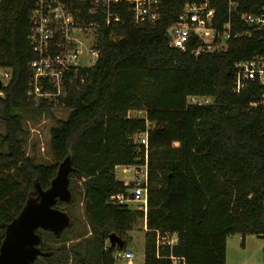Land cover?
Segmentation results:
<instances>
[{
	"label": "trees",
	"instance_id": "16d2710c",
	"mask_svg": "<svg viewBox=\"0 0 264 264\" xmlns=\"http://www.w3.org/2000/svg\"><path fill=\"white\" fill-rule=\"evenodd\" d=\"M36 1L0 0V68L11 71L0 96L5 126L0 134V245L7 225L36 195L38 186L50 187L67 157L73 167L69 175L73 202L81 181L92 237L73 247L52 246L48 237L65 240V231L57 236L39 229V246L48 256L38 257L34 264L40 258L68 264L70 256L74 264H116L113 252L125 249V238L139 219L146 225L144 264H174L172 256L185 264H226L228 237L241 234L244 244L247 235L264 236V106H251L260 99L263 86L251 81L234 91L235 63L262 52L259 37H232L226 50L195 55L194 43L181 50L171 47L167 36L186 0H162L161 17L153 23H136L123 0L113 9L119 20L109 26L101 9L94 14L88 2L64 0L80 10V21L99 24L100 55L95 65L66 74L57 104L43 98L36 105L28 95L30 63L36 58L28 35ZM212 4L213 24L220 28L227 19V1ZM252 9L243 6L240 13ZM236 15L237 19L239 12ZM191 97L212 101L191 103ZM56 105L70 112L65 119L53 114L50 147L55 163H39L26 151L22 110L52 111ZM136 110L146 117L128 116ZM145 131L146 215L110 201L128 189L116 177V167L144 165V147L133 137ZM63 204L71 203L58 201L55 207ZM112 233L124 243L106 251ZM158 233L176 235L177 242L158 246Z\"/></svg>",
	"mask_w": 264,
	"mask_h": 264
},
{
	"label": "built area",
	"instance_id": "2783aa9c",
	"mask_svg": "<svg viewBox=\"0 0 264 264\" xmlns=\"http://www.w3.org/2000/svg\"><path fill=\"white\" fill-rule=\"evenodd\" d=\"M91 5L90 12L98 13L101 9L105 22L109 26L115 17L114 8H118L123 0H81ZM136 23H153L160 19L162 0H126ZM227 19L220 28L213 24L216 7L212 0H186L178 20L167 28L169 45L186 50L194 43L192 50L195 55L204 52L226 50L232 37L256 34L263 44L261 53L252 59L235 63L234 91L240 92L251 81H258L263 86L260 99L251 106H264V0H226ZM243 6H252L249 12H241ZM80 10L69 7L64 0H37L30 15L31 28L28 40L36 53V58L30 63L31 78L28 95L39 105L43 98L54 99L62 93L64 79L69 72H79L82 68L91 67L97 62L100 51L96 44L98 23L80 21ZM239 16L236 19V13ZM238 26L240 27L238 29ZM80 35V38H79ZM11 78V71L4 70L0 74L2 88L0 96H4L3 88ZM49 86L55 88L51 91ZM191 103H206L205 98L191 97ZM137 114V115H133ZM128 116L146 117L144 111H129ZM148 125L149 122L147 121ZM36 133H40L36 130ZM134 142L144 147V165H123V172L128 173L125 179H120L128 186L126 193L112 196L113 204L130 205L148 211V131L133 137ZM121 166L116 167L117 169ZM131 175V176H130ZM177 242L176 235L157 236V245L172 246ZM112 245L105 246L108 251ZM113 257L132 259V252L116 250ZM174 264H185L182 258L171 257Z\"/></svg>",
	"mask_w": 264,
	"mask_h": 264
},
{
	"label": "rangeland",
	"instance_id": "374dc122",
	"mask_svg": "<svg viewBox=\"0 0 264 264\" xmlns=\"http://www.w3.org/2000/svg\"><path fill=\"white\" fill-rule=\"evenodd\" d=\"M4 70L5 69L0 68V74ZM49 101L56 104L58 102L56 98H52ZM189 101L192 102V100L190 99ZM210 101H212L211 98H205V102ZM69 112L70 110L63 105L54 106L52 108V111H39L32 107L22 110V114L24 115L25 127L28 131V141L25 145L26 151L30 156L34 157L37 162L45 164L55 163V158L50 147V135L48 132L51 126L55 125L53 114H55L57 118L65 119L68 116ZM36 130H39L42 133L41 137H33L36 134ZM4 133L5 126L0 120V134ZM115 172L118 179H125L128 174L123 172V166L119 167ZM72 179L75 180V177H72ZM77 183L78 191L75 196L74 202L69 205L63 204L62 206H60V209L67 211L71 216L72 226L64 230L65 233L63 237L65 240L54 241L53 239L48 237L47 241L52 246H61L65 244L68 247H73L79 242L92 237V232L84 208L83 191L80 186L82 182L78 181ZM135 206L136 204H132V208H134ZM144 226L145 221L143 219L137 220L133 225V230L129 231L125 238L126 247L124 250H122V252H132L135 257L132 259H118L116 261V264H144ZM41 233H43L42 230ZM109 244L110 242L108 239L105 246H108ZM263 259L264 238H260L258 235H247L243 244V237L241 234H234L228 237L226 264H263ZM67 263L74 264L73 258L71 256ZM38 264H54V262L43 260L40 258Z\"/></svg>",
	"mask_w": 264,
	"mask_h": 264
},
{
	"label": "water",
	"instance_id": "95a60500",
	"mask_svg": "<svg viewBox=\"0 0 264 264\" xmlns=\"http://www.w3.org/2000/svg\"><path fill=\"white\" fill-rule=\"evenodd\" d=\"M72 170L71 157H67L60 163L50 187L44 190L38 186L36 195L26 202L18 216L7 225L0 245V264H34L38 257L48 256L39 246L42 236L38 230H48L59 236L71 226L69 214L55 205L58 201L73 202L69 188ZM259 237L264 238L263 235ZM109 242L114 247H122L124 243L115 233L109 236Z\"/></svg>",
	"mask_w": 264,
	"mask_h": 264
},
{
	"label": "crops",
	"instance_id": "0c3cea01",
	"mask_svg": "<svg viewBox=\"0 0 264 264\" xmlns=\"http://www.w3.org/2000/svg\"><path fill=\"white\" fill-rule=\"evenodd\" d=\"M40 132V131H39ZM49 135H50V130H49ZM34 135V134H33ZM41 135H42V133L40 132L39 134H35L33 137H35V138H38V137H41ZM144 229L146 230V225L144 226Z\"/></svg>",
	"mask_w": 264,
	"mask_h": 264
},
{
	"label": "flooded vegetation",
	"instance_id": "af4514ba",
	"mask_svg": "<svg viewBox=\"0 0 264 264\" xmlns=\"http://www.w3.org/2000/svg\"><path fill=\"white\" fill-rule=\"evenodd\" d=\"M61 210H63V209H61ZM65 211V210H64ZM69 214V213H68ZM70 216V215H69ZM70 218H71V216H70ZM40 230H42V229H40Z\"/></svg>",
	"mask_w": 264,
	"mask_h": 264
}]
</instances>
